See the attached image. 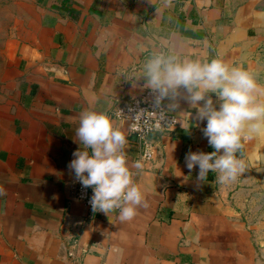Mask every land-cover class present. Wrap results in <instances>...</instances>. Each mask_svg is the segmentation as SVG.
I'll return each mask as SVG.
<instances>
[{
  "label": "crops",
  "instance_id": "0c3cea01",
  "mask_svg": "<svg viewBox=\"0 0 264 264\" xmlns=\"http://www.w3.org/2000/svg\"><path fill=\"white\" fill-rule=\"evenodd\" d=\"M32 9L0 87V264H264L243 212L264 138L244 142L246 170L234 182L212 172L201 182L185 156L214 149L186 99L175 111L164 100L177 125L147 138L149 159L113 115L148 90L134 70L154 51L221 58L259 78L262 0H33ZM84 110L106 112L126 136L129 166L144 165L134 180L146 206L130 221L90 214L73 197L68 165Z\"/></svg>",
  "mask_w": 264,
  "mask_h": 264
},
{
  "label": "clouds",
  "instance_id": "9594fccd",
  "mask_svg": "<svg viewBox=\"0 0 264 264\" xmlns=\"http://www.w3.org/2000/svg\"><path fill=\"white\" fill-rule=\"evenodd\" d=\"M121 75L133 81L126 72ZM134 76L135 81L143 78L142 88L155 95L161 122H166L162 101H172L167 109L175 111L180 97L196 109L199 121H206L202 133L214 150L189 152L185 156L189 171L198 168V181L205 182L212 172L217 182L227 185L245 172L244 142L264 138V101L259 99L264 96V88L251 73L221 58L193 60L154 51L138 74L134 70ZM75 135L80 148L73 152L68 167L82 187L92 188V211L106 215L115 211L120 221L132 220L138 208L146 206L144 194L134 180L144 165L135 161L129 166L124 132L106 112L84 110Z\"/></svg>",
  "mask_w": 264,
  "mask_h": 264
},
{
  "label": "rangeland",
  "instance_id": "374dc122",
  "mask_svg": "<svg viewBox=\"0 0 264 264\" xmlns=\"http://www.w3.org/2000/svg\"><path fill=\"white\" fill-rule=\"evenodd\" d=\"M264 4V0H262ZM33 0H0V87L14 69V54L17 44L29 31L33 16ZM256 83L264 88V67ZM264 101V96L259 97ZM259 171L246 180V206L244 216L255 238L260 236L264 246V144Z\"/></svg>",
  "mask_w": 264,
  "mask_h": 264
},
{
  "label": "built area",
  "instance_id": "2783aa9c",
  "mask_svg": "<svg viewBox=\"0 0 264 264\" xmlns=\"http://www.w3.org/2000/svg\"><path fill=\"white\" fill-rule=\"evenodd\" d=\"M161 108L166 109L164 101ZM155 106V95L148 89L140 96L130 102L119 104L115 107L113 115L118 120L127 123L129 132L135 136L144 148L143 158L149 159L147 138L152 134L163 132L174 128L177 125V119L165 110L166 122L159 120L158 111ZM139 116V118H138ZM145 121L148 123L145 124ZM159 125V126H157ZM73 197L81 202L90 214L94 213L90 206V198L93 195L92 188H84L74 178ZM72 256V254H70Z\"/></svg>",
  "mask_w": 264,
  "mask_h": 264
}]
</instances>
